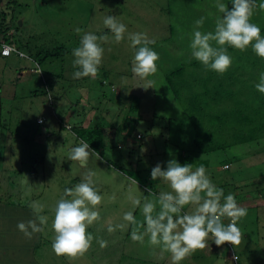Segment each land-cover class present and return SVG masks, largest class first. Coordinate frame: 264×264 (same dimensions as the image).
Listing matches in <instances>:
<instances>
[{
  "label": "rangeland",
  "instance_id": "rangeland-1",
  "mask_svg": "<svg viewBox=\"0 0 264 264\" xmlns=\"http://www.w3.org/2000/svg\"><path fill=\"white\" fill-rule=\"evenodd\" d=\"M222 2L231 10V0ZM215 3L0 0V27L21 39L27 53L0 56V264H171L170 254L161 255L147 238L143 244L133 242L130 226L107 231V222L124 223L127 211L141 218L140 209L129 200L125 177L137 180L131 195L141 200L149 190L168 191L166 184L152 180L151 170L158 163L166 168L171 159L182 165L203 164L225 196L233 194L247 209L238 221L242 233L238 246L218 247L210 237L206 248L190 253L181 264H264V94L255 88L264 59L251 46L245 51L228 47L232 65L221 75L191 57L194 22L206 17L200 30H213L216 17L222 15ZM108 15L124 23L127 32H144L155 41L150 47L159 55L157 72L148 77L155 81L154 88L145 90V81L133 75L135 49L127 33L119 44L113 41L103 24ZM251 22L264 36V11L255 9ZM77 27L109 36L102 44L105 52L96 78H73L72 49L83 34L75 32ZM58 46L64 47L62 54L42 59L38 66L34 52ZM42 75L53 82L51 97ZM39 116L45 120L38 122ZM62 119L73 128L61 127ZM96 125L103 129V141L90 149L100 159L90 157L87 168L96 172L103 200L96 206L100 218L88 231L108 244L101 248L94 239L83 256H57L51 246L54 207L87 170L69 160L68 153L84 140V129ZM138 132L143 137L138 138ZM196 135L216 149L199 150ZM113 193L115 201L110 200ZM31 201L45 206L49 224L29 240L17 224L33 218ZM15 243V251L5 250Z\"/></svg>",
  "mask_w": 264,
  "mask_h": 264
},
{
  "label": "clouds",
  "instance_id": "clouds-1",
  "mask_svg": "<svg viewBox=\"0 0 264 264\" xmlns=\"http://www.w3.org/2000/svg\"><path fill=\"white\" fill-rule=\"evenodd\" d=\"M231 4L230 10L228 4L216 0L214 7L222 15L216 17L214 29L207 32L200 30L206 19L202 16L194 22L190 37L191 57L206 69L221 75L232 65L228 47L245 51L251 46L252 51L264 59V36L261 35L260 27L251 22L255 9L264 11V0H231ZM103 24L117 44L125 39L127 33L130 47L135 49L131 71L134 76L145 81V90L154 88L155 81L148 77L157 72L159 55L150 47L155 41L144 32H127L126 25L114 15L105 16ZM75 32L81 34L83 30L77 27ZM108 41L107 34L83 32L79 46L72 49V63L76 69L74 79L96 78L105 52L102 44ZM255 88L264 94V72L260 73ZM71 127L69 123L66 125L68 129ZM51 156L50 152L49 158ZM90 157L100 159L99 153L90 149L89 143L84 140H80L78 146L68 153L69 160L79 162L87 170L83 172L79 183L64 190L54 207L50 225L54 232L51 246L57 256L72 259L83 256L91 248L94 239L101 248L108 244L104 239L94 238L88 231V226L100 218L96 206L103 200L94 180L96 172L87 168ZM151 178L166 184L170 190H162L158 194L149 190V194L141 200L131 195L133 188L138 186L137 180L126 176L129 200L134 208L140 209L141 218L138 219L134 211H127L122 217L124 223L113 225L111 220L107 222L109 233L130 226L133 242L143 244L147 238L149 246L159 248L161 255L170 254L171 264H181L190 253L206 248L210 237L218 247L225 243L236 247L241 243L242 233L238 221L247 215V209L237 203L233 194L225 196L224 190L218 188L207 175L203 164L182 165L176 159H171L166 168L159 163L153 167ZM110 200H116L115 193ZM28 207L33 218L19 222L17 228L25 238L31 240L35 234L45 231L49 217L43 214L45 206L39 201L29 202ZM186 207L188 211H184ZM224 219L229 222L225 224Z\"/></svg>",
  "mask_w": 264,
  "mask_h": 264
},
{
  "label": "trees",
  "instance_id": "trees-1",
  "mask_svg": "<svg viewBox=\"0 0 264 264\" xmlns=\"http://www.w3.org/2000/svg\"><path fill=\"white\" fill-rule=\"evenodd\" d=\"M6 31H7V29H6ZM6 33L7 32H5V29H3L2 27H0V35L1 34H4V40L7 41V42H9V43H11V44H13V45H15L18 49H20L21 51H23L25 53V55H19V56H26L27 53H26V51H25V49L23 47L24 44L21 41V39H19L17 37H14L12 31L11 32H8L7 34ZM62 48L64 49L63 46H58V47H54L52 49H47L45 52H42V51L37 50V51L34 52L33 57L39 59V60L36 61L37 64H38V66H39L40 65V62L42 61V59L44 60V59H46L48 57L58 56V55L62 54V50H63ZM10 55H7V56H10ZM0 56L1 57H7V56H4V55L1 54V39H0ZM38 72L42 74V70L41 71H38ZM42 77L44 78V75H42ZM44 81L46 83L45 84V86H46L45 92L47 94H49V97H51V95L49 93V90L51 89L53 82H48L46 78H44ZM139 115H138V117H139ZM37 120H38V118H37ZM44 120H45V118H43V121ZM38 122H40V121H38ZM67 124H68V122H66L65 120H63V119L60 120V126L61 127L62 126H66ZM72 128H73V126H72ZM82 128H85V127H82ZM83 137H84V140L86 139V141H88L89 142V145H91V146L100 145V144H102V141H103V139H102L103 138V129H102V127L100 125L99 126L98 125H96V126H90V127L84 129ZM137 137L138 138L143 137L142 133L138 132L137 133ZM241 140L242 141H246L247 138L243 136V138H241ZM200 141L201 140L199 139L198 135H196L194 137V142H195V145H197L200 148L199 150H202L203 152H209V151H212V150L216 149L215 148V145L209 144L208 142H205V141L204 142H200ZM228 166H229V164L226 163L225 164V167H228Z\"/></svg>",
  "mask_w": 264,
  "mask_h": 264
},
{
  "label": "built area",
  "instance_id": "built-area-1",
  "mask_svg": "<svg viewBox=\"0 0 264 264\" xmlns=\"http://www.w3.org/2000/svg\"><path fill=\"white\" fill-rule=\"evenodd\" d=\"M15 52L18 55H25L23 51L18 49L15 45L1 39V54L4 56L10 55L11 53ZM43 116L38 117V121H43Z\"/></svg>",
  "mask_w": 264,
  "mask_h": 264
},
{
  "label": "crops",
  "instance_id": "crops-1",
  "mask_svg": "<svg viewBox=\"0 0 264 264\" xmlns=\"http://www.w3.org/2000/svg\"><path fill=\"white\" fill-rule=\"evenodd\" d=\"M15 245H16V243L15 244H9V245L5 246V250H9L10 249V251L11 250L15 251V249H16Z\"/></svg>",
  "mask_w": 264,
  "mask_h": 264
}]
</instances>
